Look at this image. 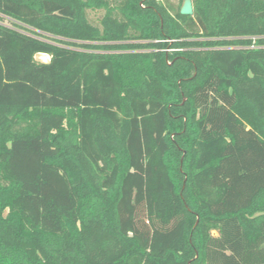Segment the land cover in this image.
<instances>
[{"label":"trees","instance_id":"obj_1","mask_svg":"<svg viewBox=\"0 0 264 264\" xmlns=\"http://www.w3.org/2000/svg\"><path fill=\"white\" fill-rule=\"evenodd\" d=\"M191 1L0 0V264H264V0Z\"/></svg>","mask_w":264,"mask_h":264},{"label":"rangeland","instance_id":"obj_2","mask_svg":"<svg viewBox=\"0 0 264 264\" xmlns=\"http://www.w3.org/2000/svg\"><path fill=\"white\" fill-rule=\"evenodd\" d=\"M173 2L174 5H176L178 3V0H170ZM101 14V11H90L89 12V15H90V18L92 20H97V17ZM36 59L38 60H42V61H47L49 59V56L48 55H44V54H39V55H36ZM142 173V175H145L148 171L146 169H141L140 171ZM177 230V226L176 225H172L170 227V233H175Z\"/></svg>","mask_w":264,"mask_h":264},{"label":"water","instance_id":"obj_3","mask_svg":"<svg viewBox=\"0 0 264 264\" xmlns=\"http://www.w3.org/2000/svg\"><path fill=\"white\" fill-rule=\"evenodd\" d=\"M180 13L183 15H191L193 13V5L191 0H183L180 6Z\"/></svg>","mask_w":264,"mask_h":264},{"label":"bare ground","instance_id":"obj_4","mask_svg":"<svg viewBox=\"0 0 264 264\" xmlns=\"http://www.w3.org/2000/svg\"><path fill=\"white\" fill-rule=\"evenodd\" d=\"M42 54H44V53H42ZM44 55H47V54H44Z\"/></svg>","mask_w":264,"mask_h":264}]
</instances>
